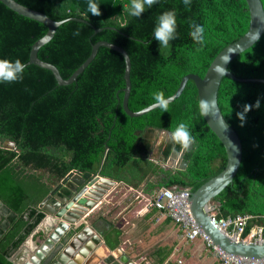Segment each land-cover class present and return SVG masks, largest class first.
<instances>
[{
	"label": "trees",
	"instance_id": "obj_1",
	"mask_svg": "<svg viewBox=\"0 0 264 264\" xmlns=\"http://www.w3.org/2000/svg\"><path fill=\"white\" fill-rule=\"evenodd\" d=\"M16 1L54 20L71 18L37 51L64 78L88 56L92 43L106 40L123 47L130 58L128 107L133 111L155 102L158 91L171 95L183 75L203 76L213 57L249 24L245 0H191L187 6L183 0H158L145 6L140 18L129 14L131 0H91L100 16H92L90 0ZM173 10L177 38L163 47L153 38L154 28L160 14ZM193 23L204 28L203 44L189 35ZM46 31L45 24L0 1V59H19L27 66L22 80L0 82V264H15L10 258L19 259L17 250L45 215L40 203L67 195L74 172L85 178L98 174L152 196L160 187L193 191L226 162L222 143L200 113L192 80L167 111L157 107L131 117L121 104L124 59L119 52L100 46L67 85H59L48 69L26 64L32 43ZM228 69L238 77L264 79V31ZM217 102L241 140L242 157L231 183L209 202L219 216L247 213L248 227L264 226V83L224 76ZM180 123L194 137L188 149L171 138L155 147L158 131L171 133ZM6 141L11 147L4 146ZM173 152H182L183 168L166 164Z\"/></svg>",
	"mask_w": 264,
	"mask_h": 264
},
{
	"label": "water",
	"instance_id": "obj_2",
	"mask_svg": "<svg viewBox=\"0 0 264 264\" xmlns=\"http://www.w3.org/2000/svg\"><path fill=\"white\" fill-rule=\"evenodd\" d=\"M0 1L16 13L39 21L47 27L45 34L32 43L26 64H34L48 69L59 85H67L76 80L77 76L94 58L98 48L105 46L119 52L124 59V87L122 89L123 96L121 100L124 112L131 117H136L158 107L155 106V102L136 111L128 107L131 65L129 55L123 47L106 40H98L92 43L88 56L67 78H64L54 64L40 59L37 56V51L52 38L58 25L71 18L54 20L46 14L25 6L16 0ZM245 1L249 11V24L245 33L227 44L213 57L203 76L195 73L183 75L176 90L165 98L169 99V102L176 99L183 91L186 82L190 79L197 90L198 106L201 100L212 102L209 113L202 115V117L209 129L222 143L226 154V162L218 173L202 182L195 190L188 189L190 212L204 234L221 250L242 257L261 259L264 258V243L242 242L231 239L212 226L209 215L203 210L211 199L226 185L231 183L239 168L242 157L241 140L237 132L225 120L218 106L217 92L220 81L222 77L227 76L236 81H260L264 83L263 78L238 77L228 69L229 62L237 54L255 43L264 31L262 1ZM98 30L100 28H96V31ZM5 143L11 144L9 141ZM184 166L185 162L182 160L179 168H183ZM115 182L98 174L89 178L83 177L81 183L72 186L67 195H58L57 199L50 201L53 207L51 210L44 207L45 198L40 203V206L45 212L50 211V216H47L45 213L42 220L36 226L38 227L47 220L49 231L43 239V249L38 248L35 251L36 256H31L29 259H24L22 256L21 261L15 260L14 257L10 259L15 264H133L125 254L119 253V249L113 251L108 241L103 239L102 232L96 228V223L91 221L89 216L84 215L98 200L103 198L104 193ZM117 251L118 253H116Z\"/></svg>",
	"mask_w": 264,
	"mask_h": 264
},
{
	"label": "crops",
	"instance_id": "obj_3",
	"mask_svg": "<svg viewBox=\"0 0 264 264\" xmlns=\"http://www.w3.org/2000/svg\"><path fill=\"white\" fill-rule=\"evenodd\" d=\"M179 159L182 161L181 155ZM82 178L78 173L70 174L69 189L80 184ZM120 184L113 183L103 198L84 214L96 223V228L102 232L103 239L108 241L113 251L119 249V253L125 254L133 264H217L211 247L203 239L185 240L180 227L164 212L147 207L143 201L147 195L140 193L142 198L137 201L138 205L120 210L110 219L107 211L100 210L101 205ZM57 198L55 194L46 197L44 207L53 209L50 201ZM49 212H45L47 216H50ZM48 231L46 220L27 237L16 255H27V259L36 256L35 251L44 247L43 239Z\"/></svg>",
	"mask_w": 264,
	"mask_h": 264
},
{
	"label": "built area",
	"instance_id": "obj_4",
	"mask_svg": "<svg viewBox=\"0 0 264 264\" xmlns=\"http://www.w3.org/2000/svg\"><path fill=\"white\" fill-rule=\"evenodd\" d=\"M146 206L164 212L181 230L185 240L200 237L211 247L217 264H264V258L242 257L227 253L214 245L193 219L189 208V191L187 188L160 187L152 196H146ZM203 210L209 215L210 223L233 240L242 242L264 243V226L251 225V215L237 213L219 216L214 203H208Z\"/></svg>",
	"mask_w": 264,
	"mask_h": 264
},
{
	"label": "clouds",
	"instance_id": "obj_5",
	"mask_svg": "<svg viewBox=\"0 0 264 264\" xmlns=\"http://www.w3.org/2000/svg\"><path fill=\"white\" fill-rule=\"evenodd\" d=\"M157 2L158 0H131L129 14L133 17L140 18L142 13H144L146 10L145 6L151 8ZM183 3L186 6L190 5L191 0H183ZM88 8L92 16L101 15L99 5L91 2V0ZM190 27L192 28V31H190L189 35L191 36L192 40L199 44H203V26L193 23L190 25ZM176 28L177 23L175 11H165L157 18V24L154 28L153 38L159 42L160 46L168 47L169 42L177 38ZM26 67L27 66L23 64L19 59H16L15 61L0 59V82L13 83L22 80L23 73ZM153 99L155 101V106H158L162 110L167 111L169 99H166L164 97V93L162 91L156 92L153 96ZM211 104V101H200L199 109L201 115H207L209 113ZM256 105L257 107L259 106V101H256ZM169 135L171 140L175 144H179L183 149H188L189 146L194 143V137H192V135L190 134L188 126L185 123H180Z\"/></svg>",
	"mask_w": 264,
	"mask_h": 264
},
{
	"label": "rangeland",
	"instance_id": "obj_6",
	"mask_svg": "<svg viewBox=\"0 0 264 264\" xmlns=\"http://www.w3.org/2000/svg\"><path fill=\"white\" fill-rule=\"evenodd\" d=\"M169 134L170 133L167 131H158L155 134V147L161 143L166 142L170 138ZM4 146L11 147V144L4 143ZM180 155L181 152L171 153L170 156L167 158L166 164L174 167H180L182 163L181 159H179ZM140 193L141 192L138 190L126 187L124 184H120L115 188V190L111 192V194L108 196L109 198L102 203L100 210L107 211V215L110 219H112L113 215L118 213V211L128 208L130 206H136L137 201L142 198L140 197ZM143 201H145L146 204V199L144 200L143 198ZM1 209L2 208L0 204V213L2 211ZM21 256L24 259H27V257H25L27 255ZM21 256L19 257V259L17 258L16 260L21 261Z\"/></svg>",
	"mask_w": 264,
	"mask_h": 264
}]
</instances>
